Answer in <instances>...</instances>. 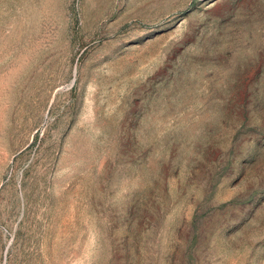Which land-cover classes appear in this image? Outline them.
Wrapping results in <instances>:
<instances>
[{
    "label": "rangeland",
    "instance_id": "1",
    "mask_svg": "<svg viewBox=\"0 0 264 264\" xmlns=\"http://www.w3.org/2000/svg\"><path fill=\"white\" fill-rule=\"evenodd\" d=\"M0 264H264V0H0Z\"/></svg>",
    "mask_w": 264,
    "mask_h": 264
}]
</instances>
